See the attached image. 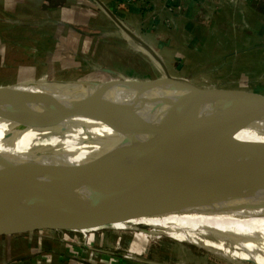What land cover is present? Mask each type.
Here are the masks:
<instances>
[{
	"label": "bare ground",
	"instance_id": "6f19581e",
	"mask_svg": "<svg viewBox=\"0 0 264 264\" xmlns=\"http://www.w3.org/2000/svg\"><path fill=\"white\" fill-rule=\"evenodd\" d=\"M144 52L158 64L145 49ZM99 86L102 90L96 94L89 92L86 83L19 85L12 96L0 94V194L55 169L63 160L81 162L102 150L98 139L108 127L91 119L94 110L74 109L41 95L53 93L76 103H97L174 92L168 84L125 82ZM190 110L200 114L205 108L192 106ZM253 113L249 105H233L220 112L210 125L212 128L231 119L251 117ZM242 133L264 134V128L255 126ZM225 154L217 152L213 161L228 159ZM117 162L110 182L61 219L44 227L60 236L73 235L79 239L110 231L114 237L133 238L137 242L136 251L141 243L154 245L169 239L182 246L191 245L224 264H264V219L249 218L242 206L244 195L254 193L264 197V160L246 179L241 178L248 166L227 175H212L164 152L157 137L132 133ZM166 177L176 184L180 201L170 196ZM183 179L201 183L204 190L218 198L222 211L217 217L196 206L195 199L182 186ZM230 188L236 197L230 195Z\"/></svg>",
	"mask_w": 264,
	"mask_h": 264
},
{
	"label": "crops",
	"instance_id": "0c3cea01",
	"mask_svg": "<svg viewBox=\"0 0 264 264\" xmlns=\"http://www.w3.org/2000/svg\"><path fill=\"white\" fill-rule=\"evenodd\" d=\"M101 1L152 48L172 76L189 79L192 68H236L235 73L264 81V0ZM0 9L8 19L24 15L27 46L42 57L41 63L61 62L81 76L77 79L106 82L161 75L144 48L95 0H0ZM258 52L262 56L257 61ZM146 63L159 75L147 77ZM31 238L28 229L0 232V264L106 263L92 256L65 260L62 252L47 250L50 238ZM39 244L44 250L34 261L36 252L30 249Z\"/></svg>",
	"mask_w": 264,
	"mask_h": 264
},
{
	"label": "water",
	"instance_id": "95a60500",
	"mask_svg": "<svg viewBox=\"0 0 264 264\" xmlns=\"http://www.w3.org/2000/svg\"><path fill=\"white\" fill-rule=\"evenodd\" d=\"M95 1L158 63L161 76L132 80V84H168L174 92L159 97L97 103H76L53 93L41 95L74 109L94 110L91 119L106 125L108 131L99 136L100 152L81 162L63 160L55 169L29 179L7 194H0V232L45 228L93 196L113 179L117 158L132 133L157 137L164 152L202 167L212 175H227L248 166L241 178L246 179L264 160V141L249 140L241 135L243 130L255 126L264 128V97L244 90L202 87L189 79L170 75L148 44L118 21L101 0ZM16 93L13 85L0 88L4 96ZM233 105L251 106L253 116L231 119L211 128L213 119ZM192 106H203L205 110L193 113ZM223 151L228 159L213 161V155Z\"/></svg>",
	"mask_w": 264,
	"mask_h": 264
},
{
	"label": "rangeland",
	"instance_id": "374dc122",
	"mask_svg": "<svg viewBox=\"0 0 264 264\" xmlns=\"http://www.w3.org/2000/svg\"><path fill=\"white\" fill-rule=\"evenodd\" d=\"M238 1L240 2V0ZM240 3L247 4L246 2ZM0 11H2V9H0ZM23 16L24 15H19L16 19H8L6 13L0 12V88L12 85L86 83L88 85L89 92L96 94L102 90L100 88L102 86L99 85L132 81L129 79H112L106 82L85 81L77 79L81 76L73 74L71 71L69 72V69L61 66V62L57 63V61H48V64L46 62L41 63L42 57H39L37 52L31 51L27 46L29 39L26 38L23 33ZM29 24L30 23H28V25ZM255 54L258 56V58H256L258 61V59H260V55L262 56V53L258 52ZM145 68L150 70H146L147 77H155L156 75H159V73H156L153 65H151L150 68V66L146 63ZM257 68L259 67L256 65L255 70ZM235 70L236 68H227L225 70L208 67L203 70L201 68H192V73H190L187 78L202 87L244 90L264 97L263 79H248L246 78L248 75L247 73H235ZM241 135L249 140L264 141V134L242 133ZM180 160L181 159L178 161ZM178 161L175 163L177 164ZM172 166L176 170L177 167L175 165ZM198 180L203 183L200 178ZM193 182L195 181L183 179L182 186L184 190L189 196H192L195 199L196 206L205 211H210L217 217L218 213L220 214L222 211L221 208H219L220 201L218 198H216V196L211 192L204 190L201 183L196 184ZM173 183L174 182L170 179V177H166L167 190L173 200L177 201L179 199L177 186ZM230 191V195H234V197L237 196L236 193L233 192L234 190L232 188H230ZM242 198V206L249 218H253L254 220L264 219L263 217L258 216V214L264 216V197L259 194L251 193L247 196L244 195ZM89 216L91 217L92 214H89ZM25 229L30 231L31 236L33 237V239L31 238L32 240H34V238H50L52 246H50L47 250L62 252L65 260H69L76 256L83 258V260H87L90 256H92V259L96 258L99 263L100 261H106L105 264H152L149 263L150 261L177 264H224L216 260L213 256L211 257V255L206 254L191 245L182 246L180 243L175 241H169V239L160 240L162 243L159 241L154 245L141 243L139 246L140 250L137 249V251H139L137 252V242H135L133 238L129 236L114 237L113 233L110 231L91 234L88 239H79L74 238L73 235L63 237L57 232L50 231L46 228L35 227ZM262 233L264 232L262 231ZM26 236L29 237V234H26ZM31 239L26 240L29 241ZM36 240L38 241V239ZM182 248L184 251L186 250L185 254L183 253ZM30 250H34L36 252L31 255L33 257L32 260L35 261L37 252L43 251L44 249L42 245L39 244L37 248H31ZM124 254L130 257L126 258L123 256Z\"/></svg>",
	"mask_w": 264,
	"mask_h": 264
}]
</instances>
